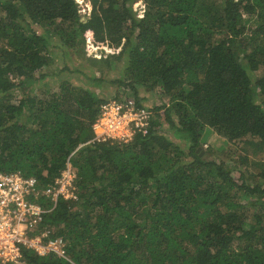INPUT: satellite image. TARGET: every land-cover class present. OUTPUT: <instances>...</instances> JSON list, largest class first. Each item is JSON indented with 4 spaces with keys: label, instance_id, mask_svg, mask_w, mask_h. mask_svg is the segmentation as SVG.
Wrapping results in <instances>:
<instances>
[{
    "label": "trees",
    "instance_id": "obj_1",
    "mask_svg": "<svg viewBox=\"0 0 264 264\" xmlns=\"http://www.w3.org/2000/svg\"><path fill=\"white\" fill-rule=\"evenodd\" d=\"M134 1L89 0L84 22L76 0H0V175L36 178L50 208L44 193L68 160L76 173V198L43 223L66 258L22 247L21 260L264 264V0H142L138 11ZM52 39L82 52L107 46L93 68L104 76L122 65L111 83L138 105L140 87L159 96L148 135L91 143L109 101L91 84L104 80L41 92ZM209 129L231 166L205 154Z\"/></svg>",
    "mask_w": 264,
    "mask_h": 264
},
{
    "label": "built area",
    "instance_id": "obj_2",
    "mask_svg": "<svg viewBox=\"0 0 264 264\" xmlns=\"http://www.w3.org/2000/svg\"><path fill=\"white\" fill-rule=\"evenodd\" d=\"M91 11L89 6L80 13L88 19ZM153 116L150 107L142 103L138 105L132 96L122 101L109 100L102 105L101 115L93 126L95 138L91 143H128L138 135L146 136ZM75 179L76 173L68 160L54 187L44 193L51 200L50 208H45L37 201L36 178L20 173L0 175V264L22 263V247L32 249L41 256L53 253L66 258L63 239H51V231L43 229V223L46 214L57 206L61 198H76Z\"/></svg>",
    "mask_w": 264,
    "mask_h": 264
},
{
    "label": "rangeland",
    "instance_id": "obj_3",
    "mask_svg": "<svg viewBox=\"0 0 264 264\" xmlns=\"http://www.w3.org/2000/svg\"><path fill=\"white\" fill-rule=\"evenodd\" d=\"M76 2L80 11L87 10L89 6L91 7L89 0H76ZM132 7L135 11L140 10L143 7L142 0H135L132 4ZM246 18L249 19V17ZM37 31L39 33L43 32L41 29H37ZM57 44L59 43L56 39L51 40L49 51L53 55L54 64L52 68L48 70L50 78L47 80V84L42 88L41 92L44 89L47 90L49 87H52L53 89L58 88L59 84L63 80H67L74 85L84 84L89 86V79L95 75L97 78H103L104 82L102 87L97 88L91 84V88L95 90L102 98H105L106 100H113L116 96H120L122 100H125V98L129 96L127 89H116L115 85L111 83L114 78L117 76L118 78L120 77L119 72L122 69V65L120 66L117 64V68L119 67L117 71L113 69L108 73L106 72V74L103 76L97 71V69L93 68L91 62L89 61L91 58L101 59L102 57L107 58V56H110L112 53L109 51L107 46L101 47L99 50L93 52H82L78 49H76L77 51L63 49L58 47ZM112 66L114 67L115 64L113 63ZM138 91L139 97L147 106L154 108L161 104V99L159 96L150 94L142 87H140ZM167 136H170L176 144L184 146L182 141L175 139V137L172 135L167 134ZM217 142L218 137L214 134V132L210 129L207 130L202 139V147L204 152H206L205 154L210 160H214L217 163L224 162L226 165L231 166L232 163L235 162L234 156L225 154L224 151H216ZM250 157L255 158L252 155ZM20 264H24V262Z\"/></svg>",
    "mask_w": 264,
    "mask_h": 264
},
{
    "label": "water",
    "instance_id": "obj_4",
    "mask_svg": "<svg viewBox=\"0 0 264 264\" xmlns=\"http://www.w3.org/2000/svg\"><path fill=\"white\" fill-rule=\"evenodd\" d=\"M84 22H87V19H83Z\"/></svg>",
    "mask_w": 264,
    "mask_h": 264
}]
</instances>
